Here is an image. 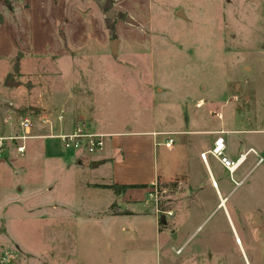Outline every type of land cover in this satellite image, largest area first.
I'll return each mask as SVG.
<instances>
[{
    "label": "rangeland",
    "instance_id": "1",
    "mask_svg": "<svg viewBox=\"0 0 264 264\" xmlns=\"http://www.w3.org/2000/svg\"><path fill=\"white\" fill-rule=\"evenodd\" d=\"M72 106L101 131L133 135L120 151L144 177L156 171L166 223L149 194L128 203L104 186L108 165L38 140L41 155L0 154L12 254L15 243L43 264H264V165L244 179L254 153L234 173L209 153L221 131L233 161L251 145L263 153L247 129L264 128V0H0V132L9 116ZM4 230L0 218V253Z\"/></svg>",
    "mask_w": 264,
    "mask_h": 264
},
{
    "label": "crops",
    "instance_id": "2",
    "mask_svg": "<svg viewBox=\"0 0 264 264\" xmlns=\"http://www.w3.org/2000/svg\"><path fill=\"white\" fill-rule=\"evenodd\" d=\"M66 113H68V114H66ZM53 115H54L55 126L37 124V126L35 127V129L32 132L35 133V134H37V133L38 134H48L49 132H52V131H57V132H59V131H69V130L72 129L73 124L75 122L74 115H79L81 117H85L86 115L89 116L90 117L89 121L91 122L93 129L95 131H97V132L106 134L107 137L108 136L110 137V140L108 142H106V146H105V149L103 150V152L97 154V156H93V157H90V158H88V156H86V157L77 156L78 159H79V163L82 164V165H87V163H88L89 165H91V166H93L95 168H99V167H102L104 165L105 166L108 165L110 167V169L112 168L110 174H111L112 179H113V184H148L149 187L142 188V189H139V188L128 189L123 194L125 195L124 196L125 197V201L128 202V203L135 202V201H138V200H142L146 204H149L150 199L146 198V194H149V196H150V192L152 191L151 186L155 185L157 183V181H158V177L156 178V171L154 170V172H152V173L148 174L146 177H144L142 171L138 172V165L137 164H133L132 165L133 167L131 165H129V162H126V159L122 155V151H120V146H121L123 137H133V135L127 134L129 132L108 131V130L107 131H101V129H97V127L95 128L94 127L95 118L91 114V111H89V110H85L84 111V109H81L79 111H76V109L74 110L73 106L72 107H66L65 119L63 121H59L57 119V117H56L57 113L53 114ZM222 132L223 131L217 133V136L219 134H221ZM247 133H258L260 135H263L262 136L263 141H261L260 142L261 145H259L260 147L263 146V147H261V149L263 150V153H261V151L256 149L253 145H251L249 148L244 150V152H248V154L246 156V159L243 162L244 164L249 161L250 156L252 155V153H254V157L252 158L251 164H250L248 170L244 173V179L250 174V172L252 170L257 169L258 167L264 165V128L263 129H258V130L247 129ZM154 134H155V136H157L159 133L156 132V131H153L152 135H154ZM166 134L168 136L172 135V133H166ZM141 136L142 135H139V138ZM217 136L215 137V139L217 138ZM44 139H52V138H35V139L29 140L27 142L26 152L24 154H22V155L35 154V153L37 155H39V154L41 155L43 149H42L41 145L39 143H37V141L38 140H44ZM137 141H139V139L135 140V142H137ZM30 143H32L31 144L32 147H30ZM34 143H36V144H34ZM165 145H166V142H165ZM227 145H228V142H227ZM135 146H136V143L133 145V147H134V149H137ZM167 147H169V146H167ZM169 148H174V144L171 147H169ZM226 150H227V148H226ZM137 152H138V150H136V153ZM201 152L202 151H200V156H201ZM202 160L204 162H206V164H207L208 158L206 160H204V159H202ZM32 166L41 168L42 167V163H40V162L35 163L34 162L32 164ZM130 166H131V168H130ZM133 170H135V171L133 172ZM213 183H214V185H216L217 192L220 194L222 202H224L225 199H226V196H222V194L220 193L215 178H213ZM102 184L107 185V184H112V183L103 182ZM8 188L10 189V194L8 195V197L6 199L9 200V201L11 200V202L14 203V202H17L16 199L18 197V192H23L25 186L22 185V184L21 185L20 184H16V186L14 188H11V186H9ZM11 190H12V193H11ZM38 198H41V197H38ZM9 201H7L8 204H5V206L9 205ZM5 210H6V208H4V211ZM256 210H258L259 212H264V211H262V209L260 210V207H257ZM4 211L0 215L1 223H2L3 227L5 228V230H4L5 234L3 235V237H1L2 238L1 239V242H2L1 246L5 247V249L7 251L5 254H7V253L9 254V258H10L9 264H43V262H41L39 259L33 257L31 255V253L27 249L23 248L20 244H15L14 243V247L17 250H20L19 253L15 252V254L14 253L12 254V252L9 251L7 243H5V242L7 241L6 239L8 237H12V236L10 234V229H9V227H10L9 218L5 216ZM227 212H229V211L227 210ZM155 213H156L157 219L159 221L161 216H160V214L158 212L156 204H155ZM108 216L109 217H113V218H116V217H122L123 218L126 215L125 214H112V213H110ZM7 235H8V237H7ZM9 247L11 248V246H9ZM0 254H4V253H0ZM47 264H51V263H47Z\"/></svg>",
    "mask_w": 264,
    "mask_h": 264
},
{
    "label": "built area",
    "instance_id": "3",
    "mask_svg": "<svg viewBox=\"0 0 264 264\" xmlns=\"http://www.w3.org/2000/svg\"><path fill=\"white\" fill-rule=\"evenodd\" d=\"M57 119L63 121L65 119L64 110L57 114ZM37 124L53 125V114H36L25 113L20 116H9L5 118L4 131L0 132V154L15 149L18 153L24 154L27 148V142L35 138H54L58 139L61 146L75 152L79 157H86L97 155L105 149L107 137L106 134L97 132L93 129L92 124L85 118L78 119L74 122L73 127L69 131H52L48 134H35L32 131ZM174 144V139L168 136L166 145L171 147ZM227 140L223 132L217 136L214 142V147L209 151L216 157L231 173H234L239 166L244 162L248 152L240 155L237 161H233L226 154ZM206 154V155H205ZM207 152L202 153V159L206 160ZM155 188L150 192V197L155 201L158 206V196ZM159 212V209H158ZM171 215V212H169ZM181 253V248L176 250ZM9 254H0V264H9Z\"/></svg>",
    "mask_w": 264,
    "mask_h": 264
},
{
    "label": "trees",
    "instance_id": "4",
    "mask_svg": "<svg viewBox=\"0 0 264 264\" xmlns=\"http://www.w3.org/2000/svg\"><path fill=\"white\" fill-rule=\"evenodd\" d=\"M104 186L113 189L117 194H121L122 192H124L130 188L149 187L148 184H107ZM114 207H117L116 204L113 205V210H114ZM158 209H159V212H161V215H163L162 213H164L165 211H169L161 205L160 200L158 201ZM113 210L110 211L112 214H127V213H129V211H127V210H120V211H113ZM159 225H160V229H162L165 224H163L161 221H159Z\"/></svg>",
    "mask_w": 264,
    "mask_h": 264
},
{
    "label": "water",
    "instance_id": "5",
    "mask_svg": "<svg viewBox=\"0 0 264 264\" xmlns=\"http://www.w3.org/2000/svg\"><path fill=\"white\" fill-rule=\"evenodd\" d=\"M116 11L114 9H111L109 10L107 13H106V18L108 20H111L113 18V16L115 15ZM179 16H182V17H185L184 13L182 12V10L179 11L178 13ZM126 22L130 23V24H136V20H134L131 16H127L126 17ZM118 43H119V39L118 38H114L112 39V45H111V48H112V53L114 56H116L118 54ZM160 221L165 224L166 223V215L163 214L161 215L160 217Z\"/></svg>",
    "mask_w": 264,
    "mask_h": 264
},
{
    "label": "bare ground",
    "instance_id": "6",
    "mask_svg": "<svg viewBox=\"0 0 264 264\" xmlns=\"http://www.w3.org/2000/svg\"><path fill=\"white\" fill-rule=\"evenodd\" d=\"M206 155V154H205ZM206 159H207V157H206ZM242 244V243H241Z\"/></svg>",
    "mask_w": 264,
    "mask_h": 264
}]
</instances>
